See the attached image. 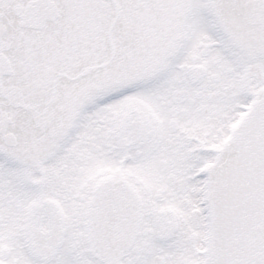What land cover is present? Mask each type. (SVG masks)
<instances>
[{
  "label": "snow or ice",
  "instance_id": "1",
  "mask_svg": "<svg viewBox=\"0 0 264 264\" xmlns=\"http://www.w3.org/2000/svg\"><path fill=\"white\" fill-rule=\"evenodd\" d=\"M0 264H264V0H0Z\"/></svg>",
  "mask_w": 264,
  "mask_h": 264
}]
</instances>
